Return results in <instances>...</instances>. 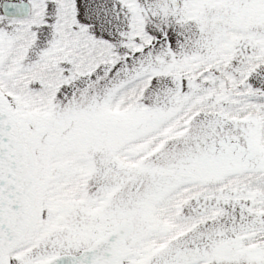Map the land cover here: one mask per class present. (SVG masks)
I'll use <instances>...</instances> for the list:
<instances>
[{"label": "snow or ice", "instance_id": "1", "mask_svg": "<svg viewBox=\"0 0 264 264\" xmlns=\"http://www.w3.org/2000/svg\"><path fill=\"white\" fill-rule=\"evenodd\" d=\"M0 264H264V0H0Z\"/></svg>", "mask_w": 264, "mask_h": 264}]
</instances>
